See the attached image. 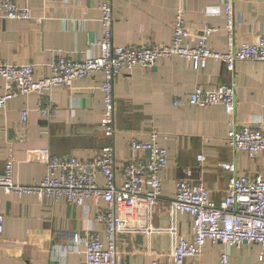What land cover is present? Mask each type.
Masks as SVG:
<instances>
[{
  "label": "crops",
  "instance_id": "1",
  "mask_svg": "<svg viewBox=\"0 0 264 264\" xmlns=\"http://www.w3.org/2000/svg\"><path fill=\"white\" fill-rule=\"evenodd\" d=\"M29 10L30 18L0 17V58L9 64H34V78L51 74L50 62L57 52L72 59H83L97 49L91 44L101 36L99 5L102 0H13ZM112 41L117 45H150L170 42L176 0H110ZM187 29L200 35L204 23L216 28L209 35V47L225 49V17L221 0H183ZM234 43L236 46L264 35V0L234 2ZM103 74L75 81L71 88L53 87L43 98L36 93L17 95L0 108V170L8 156L13 158V181L18 185H37L46 171V161L54 156L90 159L100 149L112 145L121 168L134 154L128 148L131 138L147 140L156 133L157 142L167 151L160 196L150 211L141 203L132 216L133 223L145 230L117 236L118 264H150L165 261L178 236L193 239L191 217L169 213L175 183L189 171L202 180L215 202L227 194L229 172L220 164L232 162L237 175L264 172V152L249 158L233 149L225 136L230 121L235 126L256 125L264 131V61L238 62L228 71L223 62L208 59L205 67L194 69L174 56L158 60L150 68L136 67L118 74L113 82L115 128L112 136L99 126L102 112L100 85ZM234 83L236 102L233 114L217 103L210 106L182 104L196 86L211 89L221 83ZM4 82L0 78V95ZM56 108L52 118L35 110L38 100ZM27 122L21 125V110ZM144 157L145 153L135 154ZM201 155L203 160H197ZM97 182L103 183L98 177ZM4 213L0 235V264H84L82 252L70 247L73 233L81 237L93 232L104 240L101 223L94 216L106 203L86 198L83 206L40 198L37 194L16 196L0 191ZM123 218L127 217L120 210ZM148 227V229H146ZM69 246L63 253L61 247ZM225 245L206 240L198 255L183 264H216ZM230 264H261L259 246L243 242L231 246Z\"/></svg>",
  "mask_w": 264,
  "mask_h": 264
},
{
  "label": "built area",
  "instance_id": "2",
  "mask_svg": "<svg viewBox=\"0 0 264 264\" xmlns=\"http://www.w3.org/2000/svg\"><path fill=\"white\" fill-rule=\"evenodd\" d=\"M221 0L225 17V49L217 51L208 45V37L216 28L204 23L201 34L195 36L186 27L183 0H176L170 42L150 45H117L112 41V7L110 0H102L99 5L102 30L100 38L92 42L96 53H88L83 59H72L57 52L50 62L51 74L34 78V64H9L0 58V78L4 82V93L0 95V108L7 100L17 95L36 93L39 98L53 87L71 88L75 81L90 77L96 72L103 74L100 85L102 92V112L99 126L112 136L115 128L113 82L118 74L130 72L136 67L150 68L160 59L180 57L194 69L205 67L208 59L223 62L228 71H233L238 62L264 61V35L240 46L234 43V2ZM0 17L12 19L30 18L26 7H19L13 0H0ZM236 89L234 83H221L211 89L196 86L183 100L176 98L174 106L189 104L210 106L224 104L232 115L235 109ZM37 113L52 118L56 108L51 103L38 100ZM21 125L27 122L28 111L23 109ZM225 141L235 150L246 153L249 158L264 152V131L260 126H235L230 128ZM128 148L134 154L125 160L121 168V181L115 176L117 158L112 145L103 146L99 153L88 159L78 156L51 157L46 161V171L37 185H18L13 181V158L8 156L0 170V191L21 196L37 194L40 198L63 201L67 204L83 206L86 198L102 199L106 205L95 216L101 223L104 240L93 232L85 237L73 233L70 247L82 252L84 264H118L119 250L117 236L145 230L133 223L137 207L144 203L146 209L159 199L163 172L167 167V151L156 140V133L149 134L147 140L131 138ZM143 152L144 157L135 154ZM202 161L201 155L197 156ZM220 166L229 172L227 194L221 202H215L202 180H194L189 171L175 183L174 197L168 202L169 213L188 214L192 221L193 239L187 241L178 236L171 251V258L165 261L152 260L150 264H183L187 257L198 255L206 240L222 242L226 249L220 254L216 264H230L231 246L239 247L243 242L259 246L258 261L264 264V172L253 175H237L232 162ZM102 177L99 184L97 178ZM120 210L127 214L121 216ZM4 213L0 195V235L3 231ZM148 229V227H146ZM69 246L61 247L63 253Z\"/></svg>",
  "mask_w": 264,
  "mask_h": 264
}]
</instances>
